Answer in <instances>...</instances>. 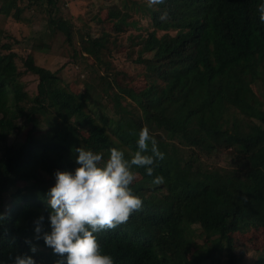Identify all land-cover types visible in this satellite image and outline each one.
I'll return each mask as SVG.
<instances>
[{"label":"trees","instance_id":"1","mask_svg":"<svg viewBox=\"0 0 264 264\" xmlns=\"http://www.w3.org/2000/svg\"><path fill=\"white\" fill-rule=\"evenodd\" d=\"M54 1L48 0V23L71 45L67 22L51 16ZM261 3L165 0L152 8L148 0H118L109 7L115 36L104 29L99 36H79L82 50L105 73L115 120H103L99 105L28 57L25 73L38 78L36 95L30 98L19 81L16 54L6 45L8 53L0 54V143L17 140L0 155V213L6 217L0 221V264H15L22 255L35 264H56L60 258L42 239H34V221L40 216L50 231L46 193L55 184L54 172L78 167L77 147L104 151L105 156L111 147L134 150L136 136L130 132L138 133L144 125L165 154L153 166L165 183L154 185L144 169L136 170L133 188L143 208L127 224L99 234L105 254L116 264H221L219 259L244 264L245 253L236 251L233 235L264 230ZM8 7L4 5L3 16L19 21V9L11 15ZM165 10L167 17L161 20ZM126 33V58L138 66L137 80H143L135 86L123 84V75L104 56L110 54L108 44L116 46V38ZM221 155L228 158L225 166L216 164ZM194 226L200 227L204 245L192 241ZM26 240L35 244V253ZM191 242L198 248L195 253ZM250 264H264L262 248Z\"/></svg>","mask_w":264,"mask_h":264},{"label":"clouds","instance_id":"2","mask_svg":"<svg viewBox=\"0 0 264 264\" xmlns=\"http://www.w3.org/2000/svg\"><path fill=\"white\" fill-rule=\"evenodd\" d=\"M165 0H148L155 8ZM260 19L264 22V3L258 6ZM166 10L160 19L165 20ZM136 136L135 149L111 147L104 151L90 148H75V163L72 172H54L55 184L46 193L48 225L44 230V217L34 221V239L43 240L44 245L58 256L56 264H116L115 258L105 254L98 236L102 232L114 231L129 222L143 208L142 197L134 191L138 178L137 169H144L152 177L154 185H163V175L155 174L153 167L165 154L147 125ZM6 217L0 213V221ZM30 251L37 247L26 240ZM15 264H35L28 255L15 257Z\"/></svg>","mask_w":264,"mask_h":264},{"label":"rangeland","instance_id":"3","mask_svg":"<svg viewBox=\"0 0 264 264\" xmlns=\"http://www.w3.org/2000/svg\"><path fill=\"white\" fill-rule=\"evenodd\" d=\"M28 2L29 0L23 2L21 0H0V54L8 53L4 50L6 45L10 47L11 52L16 54L17 70L21 73L19 81L29 97L33 98L36 95L38 83L36 76L25 73V61L31 57L34 66L42 67L53 73L58 72L62 85H68L71 90L77 91L79 96L86 97L88 101L99 105L97 111L103 116V120L108 118L115 120L116 112L113 108L115 101L106 96L108 85L102 77L105 73L100 71L95 66V61L82 50L79 34L89 33L92 36H99L101 30L104 29L105 32L115 36L117 32L113 29L111 17L108 16L109 7L118 4V0H55V9L52 10L51 16L67 22L72 32L71 45L67 44L62 32L48 23L50 19L48 0H42L35 5L28 4ZM15 3L18 8L14 6ZM4 5L9 6L11 15L19 9V21L14 20L13 17L3 16L1 11ZM95 16L99 20H94ZM127 36L128 33L118 36L117 45L114 47L108 44L110 54L106 51L104 56L106 58L109 56L115 70L123 75L125 78H121L123 84L131 83L135 86L142 84L143 80L142 77L140 81L137 80L138 66L130 63L126 58ZM119 43L124 46L122 50L118 49ZM74 52L78 54L77 59L73 58ZM108 76L113 77L112 68L108 70ZM254 91L258 93L255 88ZM20 137L23 138V135L21 134ZM16 140L17 138L11 137L6 142H1L0 155L5 146L15 145L13 143H16ZM227 163L228 158L225 155H221L216 161V164L220 166H225ZM204 164L209 165L205 157ZM191 234L194 238L192 241L197 245H204L205 239L201 236L200 227H192ZM233 236L236 251L245 253L244 264H250L258 250L261 248L264 250V230L254 232L250 230V232L237 233ZM258 246H260L259 249ZM189 247L191 253L198 251V248L193 247L192 242L189 243ZM219 260L222 264L223 259Z\"/></svg>","mask_w":264,"mask_h":264}]
</instances>
